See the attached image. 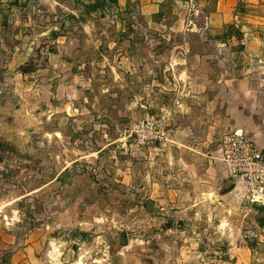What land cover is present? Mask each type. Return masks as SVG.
Segmentation results:
<instances>
[{"label": "rangeland", "instance_id": "374dc122", "mask_svg": "<svg viewBox=\"0 0 264 264\" xmlns=\"http://www.w3.org/2000/svg\"><path fill=\"white\" fill-rule=\"evenodd\" d=\"M215 1L147 19L113 0H0V207L38 264H264V205L218 153L232 130L264 143V75L224 84L231 31H198ZM192 54L211 56L207 91L179 64ZM163 111L167 140L134 142L130 123Z\"/></svg>", "mask_w": 264, "mask_h": 264}, {"label": "crops", "instance_id": "0c3cea01", "mask_svg": "<svg viewBox=\"0 0 264 264\" xmlns=\"http://www.w3.org/2000/svg\"><path fill=\"white\" fill-rule=\"evenodd\" d=\"M166 1L115 0L119 6L135 3L141 15H144L147 19H151L157 14ZM201 13L205 14V20L203 28L198 29V31L204 30L220 36L225 29L233 27L239 32L240 38L231 35L227 36L226 39H219L216 42V45L225 49V52L221 55H215L217 63L213 67L216 66L217 71L237 78L224 81V84L235 83L236 86L242 87L239 91H247L248 84L246 85V83H248L247 80L252 73L251 68L253 66L254 75L258 76L259 73L260 78L264 75V0H216L214 7L209 12L207 10H201ZM191 57L200 61V65H192L191 67L190 59L187 57L181 59L179 64L186 65L189 69H192L188 77L199 84H192L191 87L193 89L199 88L200 91H207L209 87L205 85L208 82H204L205 84L201 83L203 85H200L202 78L197 76L196 72L200 71L198 66H210V63L207 62L211 56L192 54ZM226 60H231L233 65L222 68L223 65L221 64ZM260 81L262 82V79ZM218 82L221 83L222 87L224 86L222 81L219 80ZM183 84L191 85V82L180 83L179 86L182 87L184 86ZM260 86L262 87L261 84ZM171 142L173 144L177 143L173 139H171ZM254 143L259 149L264 150V143L261 141ZM202 153L204 154V151ZM207 172H209L208 168ZM13 221L4 211V208L0 207V264H38L39 260L36 257V251L39 244L35 245L32 241L31 243H19L12 233L13 227L15 226Z\"/></svg>", "mask_w": 264, "mask_h": 264}, {"label": "built area", "instance_id": "2783aa9c", "mask_svg": "<svg viewBox=\"0 0 264 264\" xmlns=\"http://www.w3.org/2000/svg\"><path fill=\"white\" fill-rule=\"evenodd\" d=\"M166 122L164 111L159 115L147 113L130 123L129 136L137 144H161L167 140ZM219 153L226 179L243 186L251 203L264 205V153L240 130L223 134Z\"/></svg>", "mask_w": 264, "mask_h": 264}, {"label": "trees", "instance_id": "16d2710c", "mask_svg": "<svg viewBox=\"0 0 264 264\" xmlns=\"http://www.w3.org/2000/svg\"><path fill=\"white\" fill-rule=\"evenodd\" d=\"M113 1H115V0H113ZM228 29H230L231 32H230V34L227 33V34H225V35H228V36H229V35H231V34H232V35L237 34V35H234V37H236V38H240V34H239V33H238L233 27H229ZM261 223H262V221H261Z\"/></svg>", "mask_w": 264, "mask_h": 264}]
</instances>
